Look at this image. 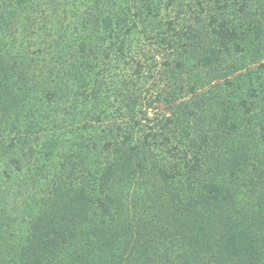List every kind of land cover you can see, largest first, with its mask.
<instances>
[{
  "label": "trees",
  "instance_id": "1",
  "mask_svg": "<svg viewBox=\"0 0 264 264\" xmlns=\"http://www.w3.org/2000/svg\"><path fill=\"white\" fill-rule=\"evenodd\" d=\"M161 2L0 0V264H264V0Z\"/></svg>",
  "mask_w": 264,
  "mask_h": 264
},
{
  "label": "rangeland",
  "instance_id": "2",
  "mask_svg": "<svg viewBox=\"0 0 264 264\" xmlns=\"http://www.w3.org/2000/svg\"><path fill=\"white\" fill-rule=\"evenodd\" d=\"M162 2V4H161V7H162V11H163V13H162V16H163V18H164V20L166 21L167 20V15H168V13H169V11L168 10H165V6H166V4H167V0H161ZM171 17H172V14L170 13V19H171ZM247 64L248 65H250L252 68H254V64L252 63V61L250 60V59H248L247 60Z\"/></svg>",
  "mask_w": 264,
  "mask_h": 264
}]
</instances>
